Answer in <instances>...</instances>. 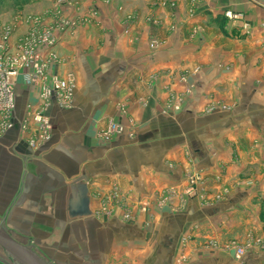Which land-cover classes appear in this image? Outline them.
Wrapping results in <instances>:
<instances>
[{"label": "crops", "instance_id": "obj_1", "mask_svg": "<svg viewBox=\"0 0 264 264\" xmlns=\"http://www.w3.org/2000/svg\"><path fill=\"white\" fill-rule=\"evenodd\" d=\"M161 1L57 0L72 26L0 112V224L50 264H264L207 245L264 237V0Z\"/></svg>", "mask_w": 264, "mask_h": 264}, {"label": "built area", "instance_id": "obj_2", "mask_svg": "<svg viewBox=\"0 0 264 264\" xmlns=\"http://www.w3.org/2000/svg\"><path fill=\"white\" fill-rule=\"evenodd\" d=\"M229 17L236 15L226 12ZM26 25L23 35L11 42V34L15 22L0 25V112L8 119L15 107L16 85L18 81L34 84L43 81L50 60L55 57L54 46L57 42L55 28L41 14H28L21 18ZM74 81L71 76L66 78L55 74L43 84V96H56L57 100L67 105L74 92ZM225 105L211 106L210 110L225 109ZM43 134L47 129V120L41 113L34 114ZM120 122L111 121L100 132L104 139L121 133Z\"/></svg>", "mask_w": 264, "mask_h": 264}, {"label": "rangeland", "instance_id": "obj_3", "mask_svg": "<svg viewBox=\"0 0 264 264\" xmlns=\"http://www.w3.org/2000/svg\"><path fill=\"white\" fill-rule=\"evenodd\" d=\"M162 4H170L174 5L173 2H168L166 0L161 1ZM69 5V3H66ZM64 4V5H66ZM64 5H60L57 0H0V25H3L4 23H11L15 22L16 26L14 28L13 33L11 34V42L14 43V40L17 39V37L23 35L25 31L27 30L25 26V22L21 20L24 16L28 14H37L40 13L43 15L48 21L50 25H52L57 30H63L67 26H72V20H70L64 12H68L69 7L67 5V8L64 7ZM52 14L56 15L53 22L49 21V16ZM237 16V15H236ZM235 16V17H236ZM25 26V27H24ZM151 46H155V42L151 41ZM187 90H190L188 88ZM181 98L171 96L170 97V103L172 101H179ZM173 104V103H172ZM219 105H225L226 108L228 107L224 103L219 102H212L208 104L205 107L206 112L211 111V106H219ZM225 108V109H226ZM203 201H207L211 198H201ZM264 237L260 234L255 235L252 233H248L246 235V240L240 241L237 237H231L229 240H225L223 242L221 241H209L207 243L208 246L212 247H221L224 248L227 251H230L231 253L235 254L237 257L242 256L247 250L252 248L254 245H261L264 242ZM3 254L2 249H0V256Z\"/></svg>", "mask_w": 264, "mask_h": 264}, {"label": "water", "instance_id": "obj_4", "mask_svg": "<svg viewBox=\"0 0 264 264\" xmlns=\"http://www.w3.org/2000/svg\"><path fill=\"white\" fill-rule=\"evenodd\" d=\"M26 153L31 152L28 148ZM0 246L22 264H50L31 246L19 242L0 224Z\"/></svg>", "mask_w": 264, "mask_h": 264}]
</instances>
